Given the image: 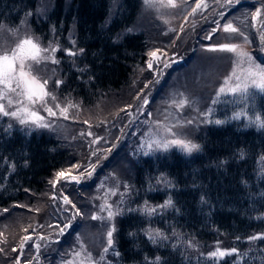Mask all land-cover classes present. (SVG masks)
Listing matches in <instances>:
<instances>
[{
  "label": "trees",
  "instance_id": "1",
  "mask_svg": "<svg viewBox=\"0 0 264 264\" xmlns=\"http://www.w3.org/2000/svg\"><path fill=\"white\" fill-rule=\"evenodd\" d=\"M113 2L0 0V26L16 27L27 19V27L57 49L55 57L60 63L51 64L56 71L51 87L61 99L92 107L107 98L112 102L115 95L138 83L141 73L150 79L151 70H143L154 43L160 51L179 54L180 65L173 64L169 71L187 68L196 58L199 42L216 43L217 32L212 39L206 37L214 21H219L225 0H214L205 12L176 23L165 49L160 48V36L135 26L142 0H119L112 12ZM219 22L223 32L224 19ZM253 33L250 50L264 64L259 31ZM185 37L187 42L180 47ZM69 51L75 55H67ZM57 79L62 81L59 88ZM132 99L129 95L128 100ZM253 102V108L247 106L249 119L211 124L197 134L199 147L191 155L176 150L138 158L130 154V208L119 216L114 228L120 264H264V239L246 242V238L264 233V165L260 162L264 128L253 122L256 116L264 119V95ZM5 126L0 123V261L12 264L19 256L20 228L35 233L33 226L44 222L51 211L44 195L47 183L57 172L73 168L76 157L63 138ZM158 177L165 180L163 184L157 183ZM54 195H59L56 190ZM64 195L71 199L74 191L67 188ZM169 200L171 206L159 209ZM146 209L155 211L148 214ZM12 221L18 230L8 229ZM76 225L64 236H55L52 241L59 242L53 245L62 251L71 246ZM148 231L159 235L150 239ZM190 242L201 244L203 250L216 243H231L240 255L219 261L198 257ZM47 259L52 261V255ZM41 262L31 260V264Z\"/></svg>",
  "mask_w": 264,
  "mask_h": 264
},
{
  "label": "rangeland",
  "instance_id": "2",
  "mask_svg": "<svg viewBox=\"0 0 264 264\" xmlns=\"http://www.w3.org/2000/svg\"><path fill=\"white\" fill-rule=\"evenodd\" d=\"M118 2L119 0H114L113 7L111 8L112 12ZM187 2L185 0H174L177 6L173 8L167 6V0H149L148 3L142 0L135 26L139 30L156 33L157 36H160L162 39L160 48L164 47L165 49L169 46V40L171 39L169 36H172L175 24L183 20L189 21L192 17L205 12L214 0H204V3L208 7L203 11H198L195 15H190V13L192 12V8L195 7L197 0H193L190 4ZM250 6H252L251 9ZM235 7L236 9L233 11ZM257 8L261 9V13L253 26L252 14L255 13ZM222 12L224 13L223 25L232 22L234 27L239 28L249 36L250 43H244L243 37L236 34L225 33L222 25L223 32H221L220 27L215 34L214 40L216 43L202 44L199 42L200 46L197 49L196 58L187 68L169 71L173 69V64L180 65L181 63H179L181 58L175 51H159L158 60H152L148 55L143 72L151 70L152 75L150 79L141 73L138 79L139 82H134L129 89L115 95L116 99H113L112 102L110 98H107L103 103H98L92 107H84L78 102H71L70 99H61L57 91L51 87V81L54 76L56 77V71L55 69L52 70L51 66L53 64L51 63V59H56L55 52L51 51V49H56L55 45L39 39L32 29L27 27V19L23 20L16 27L0 26V54H3V50L5 49L10 50L15 47V44L26 38H31L41 48L49 49L45 53L49 57V60L39 65H34L35 72L42 79L49 80L48 90L55 94L57 102L62 107L69 108L67 119L59 115L57 118H51L47 117V113L37 105L36 108L40 114L52 122V126L47 128H40L34 125H21L18 120L11 117L0 118V123L3 126L6 125L5 127L10 130L18 129L26 133L36 132L37 134L46 133L63 138L70 143L72 152L75 153L76 159L73 166H80L79 168H69L66 172L76 176H79L80 173H85L80 184L61 180L53 188L50 181L55 180L56 177L54 176V178L49 180L47 183L48 188L44 192V195L48 196V206L51 207V211L46 215L47 217H45L44 222L37 224L39 227L33 226L35 233L28 234L25 231L27 227L20 228L21 236L17 245L19 248L22 238L25 235H31L33 241L41 245L47 243V246L42 247L37 252L32 245V241L28 242L23 253L19 249V257H22L20 264H28L29 261L35 259L37 262L41 260V264H67L69 260L73 261V264H96V262H99V264H120L115 250L114 231L112 250L105 254L104 248L107 247V232L115 228L116 220L130 208L128 196L131 190H133L128 179L131 176L129 170L131 166V162L129 161L130 154L138 158L139 156H153L171 150H176L187 155L195 152V150L191 153L181 151L175 146L167 151L156 149L155 146L149 149L148 145L150 141L159 138L161 129L157 127L158 124L163 127H173L178 121L184 123L189 119L193 120L192 124H185L182 128L173 127L174 132L182 133V135L169 138L185 139L197 145L195 136L204 131L208 125L217 124L215 123L216 120L225 122L228 120H239L244 117L250 118L247 113V106L251 105V108H253V101L258 96L264 95V93H260L256 89H252L255 93L254 95L248 98H238L236 103L230 102L233 99L232 97H228L226 102H220L215 105L212 103L217 96L218 89L223 85L225 77L232 73L234 66L236 74L243 77L245 73L242 70L250 66L249 62L245 59L243 62L235 64L234 62L237 61L235 53L210 51L209 49L223 43H236L251 56L253 65L258 64L264 67L263 63H259L254 58L250 50L254 37L253 32L259 31L260 38L262 35V27L259 30L258 28L259 24L264 25V0H239V2L233 0L232 4H228L227 0H225ZM218 17L220 21L221 16L218 15ZM216 26L215 24L214 28ZM186 42L187 37L182 40L180 47L184 46ZM157 45L158 43H154L151 46L150 52L157 50ZM150 60H152V68L148 67ZM165 61L169 62L167 67L164 64ZM235 82L233 78L230 81V85ZM249 84L251 86L250 81ZM145 85H148V87H145ZM225 87L227 88V86ZM129 95L133 96L132 100H128ZM145 99L148 100L147 104L144 103ZM181 99H185L187 104L182 110H178L176 104ZM133 100L136 102L131 103ZM237 113L242 114L240 118H233ZM94 140L96 142L92 143ZM93 152H96V155H92ZM93 165L95 166V171H93ZM85 169L92 172L90 178L87 176ZM164 181L160 177L157 178V183L163 184ZM67 188H71L74 191L73 197L71 199L68 197L77 207H80L83 214L79 218L77 217L78 221L76 219L73 221V224H77L78 230L75 232V236L71 237L72 245L64 247L62 251L53 245L55 241H52L57 236L58 229L47 227V225L56 224V217L60 215L57 208L64 206L61 203V194L64 195L67 192ZM55 190L60 197L59 195H54ZM58 190H60V193ZM111 191H115L117 194L112 195ZM53 196L56 197V200L52 199ZM39 201L42 202V200ZM105 203L111 205L112 210L116 214L111 220H93L91 218L93 213L98 216L107 217V211L100 212V206ZM67 207H70V205ZM160 207L161 205L159 209ZM40 211L42 212V210ZM27 222L25 221V226ZM9 223L7 225L9 230H18L14 226L16 222L12 221ZM43 224L44 227H40ZM151 233L156 234L154 230H151ZM151 233L149 232V236L151 237L155 238L158 236ZM256 235H264V233L253 236ZM40 236H49L50 239L47 242L41 241L39 240ZM14 237L12 236L11 238ZM77 237H79V241ZM252 241L255 240H249V237L246 238V242ZM189 245L196 252V256L202 257L204 255L214 261H219L229 255L220 257L217 252V256L212 258L210 253L213 251L219 249L220 251L230 252L232 249H236L231 243L226 242L213 244L205 250L198 243L190 242ZM12 246L16 247L15 243ZM74 252H79V257L75 256ZM237 252L238 255L236 256H239L240 252L238 250ZM35 253H39L36 258ZM46 254L47 257L52 255L53 260L47 259L45 257ZM89 255L91 259H89ZM102 255L104 256L103 260L100 259ZM0 264H7L6 259L0 261ZM12 264H16V261L12 262Z\"/></svg>",
  "mask_w": 264,
  "mask_h": 264
},
{
  "label": "snow or ice",
  "instance_id": "3",
  "mask_svg": "<svg viewBox=\"0 0 264 264\" xmlns=\"http://www.w3.org/2000/svg\"><path fill=\"white\" fill-rule=\"evenodd\" d=\"M148 2L149 0H145V3ZM185 2H187V0H185ZM236 2H239V0H236ZM227 3L232 4L233 0H227ZM167 6L175 8L177 5L174 3V0H167ZM207 7L208 5L204 3V0H197L196 5L192 8V12L190 13V15H195L198 11H203ZM221 7H223V5H221ZM260 13L261 9L257 8L255 13L252 14L253 26L255 25V21ZM218 15H220L222 19L224 18L223 12L218 13ZM214 23H216L217 26L212 29V32L208 35V37H206L207 39H212V34L216 33L220 28L219 21H214ZM223 31L225 33L236 34L237 36L243 37L244 43L251 42L249 36L246 35L244 31L240 30L237 27H234L232 22L224 24ZM261 31V46L264 47V26H262ZM209 50L235 53L237 57V61L234 62L235 64H239L246 59L250 65L247 69L242 70L245 73L243 77L236 74L234 66L232 73L229 76L225 77L223 85L218 89L217 96L212 101L214 105L220 102H226V99L228 97L233 98L230 101L232 103H236V100L238 98H248L251 95L255 94L252 89H256L260 93H264V67H261L258 64L253 65L251 56H249L247 52L243 51L240 45L236 43H223L219 44L218 46H213ZM48 51L49 49L41 48V46L38 43H35L31 38H26L20 40L19 43L15 44V47L11 48L10 50L5 49L3 50V54H0V118L11 117L18 120L21 125H34L40 128L51 127L52 122L45 116L40 114L39 110H37L36 108L37 105H39L40 108H42L43 111L47 113V117L57 118L59 115L64 119L68 118L67 113L69 108L62 107L61 104L57 102V97L55 96V94L48 90L49 80L42 79L36 74L34 69V65H39L42 62H46L49 60V57L45 55V53ZM51 51L55 52L57 51V49H51ZM159 51L160 50L157 49L155 51L149 52L148 55L152 58V60H158ZM67 55L73 56L75 55V53L69 51L67 52ZM152 60H150L148 63L149 68L153 67ZM51 63L58 64L60 63V61L52 58ZM167 66L168 65L165 64V67ZM233 78L236 82L230 85V81H232ZM249 81L251 82V86L249 84ZM61 84V80L57 79L55 81V85L57 88H59ZM225 86H227V88ZM145 87H148V85H145ZM144 103L147 104L148 100L145 99ZM186 104L187 101L185 99H181L176 104V107L178 110H182ZM241 115L242 114L237 113L233 118H240ZM253 122L257 124V126L264 128V119H261V116H256ZM192 123L193 120L191 119L185 121L184 123L178 121L173 127L182 128L185 126V124L190 125ZM215 123L220 124L222 123V121L216 120ZM157 127L161 129L159 138L150 141L148 145L149 149H152L153 146H155L156 149L167 151L171 147L175 146L178 147L181 151H185L188 153H191L192 151L198 149V145L191 143L190 141H187L185 139L169 138L182 135V133L174 132L173 127H163L159 124L157 125ZM95 142V140L92 141V143ZM92 155H96V152H93ZM260 162L262 165H264V158H262ZM73 167L79 168L80 166L74 165ZM92 168L93 171H95L94 165L92 166ZM85 172L89 178L92 176L91 171H87V169H85ZM84 174L85 173H80L79 176H76L71 175L66 171H59L55 174V180L50 181V183L52 184L53 188H55L56 184L61 180L80 184ZM262 175H264V172H262ZM111 194L116 195L117 193L115 191H111ZM61 195L64 207L57 208V211L58 213H60V215L56 217V224H49L47 225V227H54L55 229H58L57 235L62 237L73 226V221H75V219L81 216L83 213L81 212L80 208H78L77 205L69 199L67 195ZM52 199L56 200V197L53 196ZM69 205L70 207H67ZM168 206H171L170 200L161 207ZM4 211L7 212L8 209H4ZM37 211H39V209H37ZM105 211H107V217L98 216L97 214L93 213L91 218L93 220H111L116 214L112 210V206L107 203L100 206V212L103 213ZM146 211L148 212V214H151L155 211V209H146ZM40 227H44V225H40ZM25 231L27 232L28 230L25 229ZM33 231H35V228H33ZM113 231L114 229H110L107 232V247L104 248L105 254L112 250ZM157 235H159V233H157ZM150 239L154 240V237L150 236ZM256 239H264V235L249 237V240ZM39 240L47 242L49 238L46 236H40ZM77 240L79 241V237H77ZM30 241H32V245L35 247L37 252H39L42 247L47 246V243L41 245L40 243L33 241L31 235H25L22 238V242L19 246L21 253L24 252L25 246ZM55 242L58 243L59 241ZM0 251H3V249H0ZM12 251L16 252L17 249L13 248ZM217 252L219 253L220 257H223L225 255H238L236 249H232L230 252L220 251L219 249H217V251H213L212 253H210V256L212 258H215L217 256ZM74 255L79 257L80 253L74 252ZM89 259H91L90 255ZM100 259L103 260L104 256L102 255ZM158 260L159 258H157V261ZM16 264H20L19 256L16 257ZM29 264H31V261H29ZM67 264H73V261L69 260ZM96 264H99V262H96Z\"/></svg>",
  "mask_w": 264,
  "mask_h": 264
}]
</instances>
